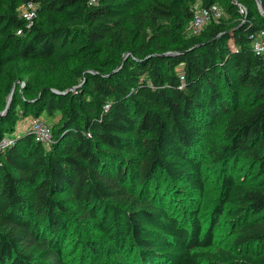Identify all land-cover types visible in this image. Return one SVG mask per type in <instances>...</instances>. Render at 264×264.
<instances>
[{"label": "trees", "instance_id": "obj_1", "mask_svg": "<svg viewBox=\"0 0 264 264\" xmlns=\"http://www.w3.org/2000/svg\"><path fill=\"white\" fill-rule=\"evenodd\" d=\"M198 1L223 14L194 34ZM263 30L257 0H0V264H75L61 253L74 224L65 193L113 245L86 241L77 264H264V58L252 48ZM30 116L52 125L48 144L17 127ZM240 159L261 178L237 179ZM220 224L234 233L223 244Z\"/></svg>", "mask_w": 264, "mask_h": 264}, {"label": "rangeland", "instance_id": "obj_2", "mask_svg": "<svg viewBox=\"0 0 264 264\" xmlns=\"http://www.w3.org/2000/svg\"><path fill=\"white\" fill-rule=\"evenodd\" d=\"M201 3L198 1L196 2L195 6H199ZM45 62V63H43ZM48 60H41V59H35V66L39 70H41L44 66L47 65ZM21 85V86H20ZM82 85V84H81ZM25 82L19 81L17 83H14L10 89V94L12 93V98L9 103L8 110H10L11 105L13 103V96L16 90H20V92L24 91L25 89ZM35 91L33 89L31 92ZM8 94L7 99L9 100ZM7 100V101H8ZM8 103V102H7ZM7 110V112H8ZM18 115L22 114L21 106L18 104L16 109ZM6 112V113H7ZM15 113V114H17ZM15 116V115H14ZM223 116V115H222ZM219 117L218 121L212 128H204L206 131V137L208 141H210L213 138H217L222 133L223 123L225 121L224 117ZM56 119L50 118L51 122H55ZM19 121V120H18ZM58 121V120H57ZM26 122V118H21L18 122L17 127L22 128L24 123ZM118 155H121L122 162H124L127 165H132V159L135 155L128 153V152H119ZM235 175L241 176L246 181H257L261 178L262 172L259 170L258 166L254 163H248L244 162L242 159L238 160V163L235 164ZM222 176L223 174L216 170L212 172L207 173V183H206V190L204 192V195L201 196V201L206 204V206H209V204L213 203L212 201L214 198L217 197L220 186L222 183ZM23 192L29 193L30 189L26 185H22ZM136 190H138V187H136ZM60 198L65 200V204L70 211L72 221H74V224L71 226V229L67 232H65L64 236L62 237V245H61V253L67 260H71L75 264L78 263L80 257L83 255V253H88L89 247L86 241H96L100 242L105 246H108L111 248L113 246L111 242L103 235L101 230L98 226V220H94L87 216V212L84 208H82L75 199L70 195V193H65L60 196ZM204 215H207L209 213L208 210L203 209ZM253 214L248 213L247 218H252ZM234 236L233 229L229 227L228 225L220 224L216 227L215 230V239L220 242L221 244L229 242ZM111 252V258L116 259L118 257V254L116 251ZM101 262V259L100 261Z\"/></svg>", "mask_w": 264, "mask_h": 264}, {"label": "built area", "instance_id": "obj_3", "mask_svg": "<svg viewBox=\"0 0 264 264\" xmlns=\"http://www.w3.org/2000/svg\"><path fill=\"white\" fill-rule=\"evenodd\" d=\"M98 0H89L90 4L97 3ZM241 12L246 13V8L241 6ZM21 13L24 18L33 21L34 16L36 15V5L33 3L24 4L21 7ZM223 11L220 6L213 4L209 7L196 6L194 10V15L190 23V31L194 34L200 33L204 27L211 21H218L222 17ZM21 32V31H20ZM252 48L256 54L261 55L264 58V30L257 33L252 40ZM184 79V76L181 77ZM23 128H28L32 131V134L39 140L48 144L53 137L52 125L44 117H33L30 116L26 118V122L22 126ZM10 140L6 138L3 141V144H8Z\"/></svg>", "mask_w": 264, "mask_h": 264}, {"label": "water", "instance_id": "obj_4", "mask_svg": "<svg viewBox=\"0 0 264 264\" xmlns=\"http://www.w3.org/2000/svg\"><path fill=\"white\" fill-rule=\"evenodd\" d=\"M258 1V4H259V6H260V9H261V11L262 12H264V7H263V4H262V1L261 0H257ZM126 58V57H125ZM124 58V59H125ZM124 63V60H123V62H121V64L119 65V67L116 69V70H114V72H116L118 69H120V67L122 66V64ZM20 81V80H19ZM71 89H69L68 91H70ZM64 93V92H63ZM12 93L10 94V96H9V100H8V103H7V106H6V108H5V110L1 113V115H3V114H5L6 112H7V110H8V107H9V103H10V100H11V98H12Z\"/></svg>", "mask_w": 264, "mask_h": 264}]
</instances>
